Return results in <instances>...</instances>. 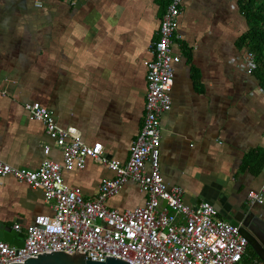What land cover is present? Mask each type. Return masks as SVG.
Segmentation results:
<instances>
[{
    "label": "crops",
    "instance_id": "crops-1",
    "mask_svg": "<svg viewBox=\"0 0 264 264\" xmlns=\"http://www.w3.org/2000/svg\"><path fill=\"white\" fill-rule=\"evenodd\" d=\"M163 4L45 0L37 8L35 0H0V160L41 167L43 146L53 143L45 124L30 120L24 108L39 102L60 127H76L87 144L102 143L106 160L126 163L144 123L145 61L159 37ZM178 29L183 39L173 50L181 62L172 108L162 117L163 178L184 190L188 205L209 202L228 220L246 208L264 217V202L248 196L264 186V86L248 72V50L239 47L248 22L238 0H184ZM50 158L62 162L60 149L53 147ZM63 176L94 199L115 173L89 159L84 170ZM147 198L129 181L107 205L126 211ZM53 213L54 202L28 184L3 179L0 232L14 231L16 244L37 216Z\"/></svg>",
    "mask_w": 264,
    "mask_h": 264
},
{
    "label": "built area",
    "instance_id": "built-area-1",
    "mask_svg": "<svg viewBox=\"0 0 264 264\" xmlns=\"http://www.w3.org/2000/svg\"><path fill=\"white\" fill-rule=\"evenodd\" d=\"M44 1L35 0V6L42 8ZM164 1L159 37L150 47L152 58L145 61L144 123L126 163L106 160L102 143L87 144L76 127H60L53 113L39 102L25 104L30 120L45 124L53 145L44 144L45 160L37 170L0 160V189L3 179L12 176L54 202V213L34 219L26 229L23 247L0 240V264L23 263L54 252L85 254L95 262H106L108 257L130 264H264L249 254L250 245L240 226L221 217L209 202L186 204L184 190L169 187L161 173L162 117L172 108L175 67L181 62L173 45L183 39L178 28L184 0ZM247 60L248 72L253 73L254 55L248 53ZM53 147L60 149L62 162L50 158ZM89 159L106 164L115 173L103 181L94 199L71 188L63 176L64 171L84 170ZM129 181L147 195L145 205L126 211L109 207L108 200ZM248 196L263 203L264 186ZM14 229L22 232L20 225Z\"/></svg>",
    "mask_w": 264,
    "mask_h": 264
},
{
    "label": "water",
    "instance_id": "water-1",
    "mask_svg": "<svg viewBox=\"0 0 264 264\" xmlns=\"http://www.w3.org/2000/svg\"><path fill=\"white\" fill-rule=\"evenodd\" d=\"M166 203L164 202V206ZM218 210V207H216ZM219 211V210H218ZM220 215L226 216L222 211H219ZM231 222L240 226V230L243 236H245L249 242L250 247L255 254L264 262V217L256 216L251 209H241L234 211L231 214ZM15 232L7 230L0 232V240L8 242L9 244L17 247H23L24 242L16 244L14 241ZM14 264H130L123 260L116 258L106 257V262H95L87 260L85 254H67L64 252H54L50 254H43L37 258H30L23 263Z\"/></svg>",
    "mask_w": 264,
    "mask_h": 264
},
{
    "label": "trees",
    "instance_id": "trees-1",
    "mask_svg": "<svg viewBox=\"0 0 264 264\" xmlns=\"http://www.w3.org/2000/svg\"><path fill=\"white\" fill-rule=\"evenodd\" d=\"M165 9L166 1L160 0ZM241 14L248 22V30L240 39L239 47L246 48L254 55V73L264 86V0H238ZM249 254L256 257L249 247Z\"/></svg>",
    "mask_w": 264,
    "mask_h": 264
},
{
    "label": "flooded vegetation",
    "instance_id": "flooded-vegetation-1",
    "mask_svg": "<svg viewBox=\"0 0 264 264\" xmlns=\"http://www.w3.org/2000/svg\"><path fill=\"white\" fill-rule=\"evenodd\" d=\"M252 249V248H251ZM258 257V256H257Z\"/></svg>",
    "mask_w": 264,
    "mask_h": 264
}]
</instances>
